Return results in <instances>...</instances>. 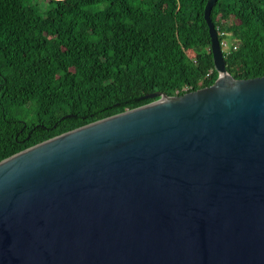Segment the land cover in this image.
Segmentation results:
<instances>
[{"label":"water","instance_id":"obj_1","mask_svg":"<svg viewBox=\"0 0 264 264\" xmlns=\"http://www.w3.org/2000/svg\"><path fill=\"white\" fill-rule=\"evenodd\" d=\"M90 122L0 160V264H264V76Z\"/></svg>","mask_w":264,"mask_h":264},{"label":"trees","instance_id":"obj_2","mask_svg":"<svg viewBox=\"0 0 264 264\" xmlns=\"http://www.w3.org/2000/svg\"><path fill=\"white\" fill-rule=\"evenodd\" d=\"M205 3L0 0V160L149 103L154 91L211 85ZM210 18L229 42L230 75L264 76V0H216Z\"/></svg>","mask_w":264,"mask_h":264},{"label":"built area","instance_id":"obj_3","mask_svg":"<svg viewBox=\"0 0 264 264\" xmlns=\"http://www.w3.org/2000/svg\"><path fill=\"white\" fill-rule=\"evenodd\" d=\"M225 33H226V31H225L224 29H220V30H219V34H220L221 36H223ZM217 34H218V33H217ZM219 44H220V47H221L222 52H223L224 50L228 51V48H229V42H227L226 38H222V40L219 41ZM223 47H224L225 49H223ZM232 48H235V45H233ZM188 88H189V87L185 86V87H183V90H187Z\"/></svg>","mask_w":264,"mask_h":264},{"label":"rangeland","instance_id":"obj_4","mask_svg":"<svg viewBox=\"0 0 264 264\" xmlns=\"http://www.w3.org/2000/svg\"><path fill=\"white\" fill-rule=\"evenodd\" d=\"M223 49H225V48L223 47Z\"/></svg>","mask_w":264,"mask_h":264}]
</instances>
